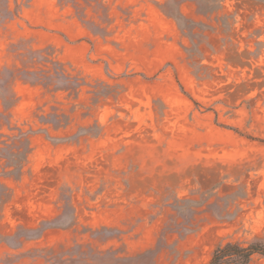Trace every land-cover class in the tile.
I'll return each mask as SVG.
<instances>
[{
	"label": "rangeland",
	"instance_id": "374dc122",
	"mask_svg": "<svg viewBox=\"0 0 264 264\" xmlns=\"http://www.w3.org/2000/svg\"><path fill=\"white\" fill-rule=\"evenodd\" d=\"M257 240L264 0H0V264Z\"/></svg>",
	"mask_w": 264,
	"mask_h": 264
},
{
	"label": "trees",
	"instance_id": "16d2710c",
	"mask_svg": "<svg viewBox=\"0 0 264 264\" xmlns=\"http://www.w3.org/2000/svg\"><path fill=\"white\" fill-rule=\"evenodd\" d=\"M256 254L264 255V242H226L214 249L208 264H250Z\"/></svg>",
	"mask_w": 264,
	"mask_h": 264
}]
</instances>
